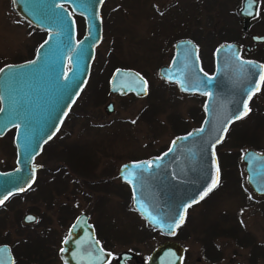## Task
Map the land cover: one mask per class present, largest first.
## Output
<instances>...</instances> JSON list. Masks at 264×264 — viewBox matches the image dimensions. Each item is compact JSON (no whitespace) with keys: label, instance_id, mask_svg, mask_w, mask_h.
I'll list each match as a JSON object with an SVG mask.
<instances>
[{"label":"rangeland","instance_id":"374dc122","mask_svg":"<svg viewBox=\"0 0 264 264\" xmlns=\"http://www.w3.org/2000/svg\"><path fill=\"white\" fill-rule=\"evenodd\" d=\"M241 2L242 0H106L100 12L102 39L93 58L94 61L99 57L97 63H100V69L97 66L90 82L88 77L63 126L35 158V164L43 163L50 171H54L63 166V163L59 159L49 160L51 149L60 151L66 145L79 141L84 130L88 131L84 132V139L94 138L93 134H97L100 137L97 139L99 148L92 149L95 152L89 153L91 162H96L92 167L91 191L94 195L91 205L95 207L98 204L100 193L106 200L103 208L106 205L108 210H115L121 209L122 205L129 219L124 222V236H132L129 240L134 241L132 246L139 251L149 250L161 240V236L156 235L155 239H147L138 244L134 237L136 232L129 222L131 219L133 224L142 222L128 211L133 209L128 194L129 187L122 185L124 192L120 205L114 196L117 187L113 185L111 191L110 184L107 183V190L110 191L104 194L105 188L102 187L105 183L101 179L106 173L108 178L116 175L124 162L157 155L174 138L184 134L185 119L182 114L192 101L176 85L162 79L158 73L159 68L170 63L176 39L190 38L197 45L204 67L209 70L212 67L214 49L219 44L230 41L232 37L244 40V20L238 13ZM221 27L225 30L218 39L216 33ZM36 29L15 13L11 0H0V67L33 56L39 39ZM84 29L85 24L80 36L77 30L78 38L84 34ZM111 57L116 64H103ZM105 58L107 59L104 60ZM117 67L132 68L143 74L148 83V93L140 96L142 98L131 95L121 97L112 95L107 87L100 101L94 102L93 93L99 86V77L104 81ZM108 101L113 102L114 109L105 115L104 106ZM254 115L253 112L233 124L229 134L216 146L219 172L221 168L218 184L203 198L204 201L190 209L185 226L187 238L183 243L187 249L188 264H236L238 261L241 264H264V208H261L264 207V202L258 200L262 198L261 201H264V196L257 197L250 189L242 161V155L247 149L264 153V127L261 128L257 120L252 121ZM113 121L112 125H107ZM87 124L95 127L90 128ZM13 135L12 129L0 137V166L3 168L14 164ZM242 136H245L243 140L236 141ZM90 141L95 143V139ZM79 144H74L72 156L84 163V153L79 154L75 150V147H81ZM86 154L87 168H90V158ZM224 161L228 166L225 167ZM228 170L231 172L230 177L227 176ZM47 171L49 170L41 171L40 175H46ZM79 178L85 177L83 175ZM117 182L120 181L113 180V183ZM61 198L63 201L69 197L64 195ZM83 204L81 201L78 207L81 208ZM50 215L54 217L55 212H50ZM229 219L230 222H227ZM220 220L225 222V226L231 224L234 238L214 236L218 234L216 230L223 226ZM244 232L249 234L251 245L240 247L237 242L245 238L242 235ZM176 237L180 239L179 236ZM199 239L211 249L214 245L218 246L221 253L218 261L206 262L200 257ZM253 244L258 245L256 249Z\"/></svg>","mask_w":264,"mask_h":264},{"label":"water","instance_id":"95a60500","mask_svg":"<svg viewBox=\"0 0 264 264\" xmlns=\"http://www.w3.org/2000/svg\"><path fill=\"white\" fill-rule=\"evenodd\" d=\"M105 1L11 0L15 13L46 35L31 59L0 67V137L14 129L16 148L15 167L0 171L3 203L33 184L38 167L35 158L59 130L84 88L95 49L102 39L100 12ZM255 6L256 0H242L239 14L251 18ZM75 15L81 16L85 24L80 38ZM238 51L235 43L218 46L214 53L215 70L208 75L201 69L194 42L185 38L174 44L170 64L159 68V76L176 82L181 91L208 93L200 128L177 136L160 156L126 162L119 170L130 186L133 207L163 233H174L187 208L217 185L215 147L223 140L229 124L247 113L249 97L260 86L261 64L242 60ZM109 89L119 94L133 92L139 97L148 91L143 76L128 68L113 70ZM111 107L112 103H108L107 111L111 112ZM242 161L248 184L256 194L264 195V153L247 149ZM28 217L34 218L29 214L26 221L34 220ZM87 233L94 238L92 227L80 215L63 243L62 256L67 264L70 245L85 240ZM181 253L178 243L164 242L151 254L150 264H180Z\"/></svg>","mask_w":264,"mask_h":264},{"label":"flooded vegetation","instance_id":"af4514ba","mask_svg":"<svg viewBox=\"0 0 264 264\" xmlns=\"http://www.w3.org/2000/svg\"><path fill=\"white\" fill-rule=\"evenodd\" d=\"M255 7L256 9L253 17L242 18L244 20V25L242 26V31L245 33L244 40H236L233 39L234 37H232L230 41L218 45L220 46L226 43L237 44L239 48L238 54L242 60L259 63L261 64L263 69V77L260 86L257 90L253 91L251 96L249 97L247 103V109H248L247 113L229 124L225 136L229 134V132L232 129L231 126L233 124L240 122L242 119L249 116L253 112L255 113V115L252 121L257 120L260 122L261 128L264 127V4H263V0H256ZM224 30L225 29L223 27L219 28V31L216 33V35H218L217 36L218 39L219 36L223 34ZM181 39H185V38L176 39L174 44ZM195 46L197 48L196 44ZM173 49H174V45H173ZM215 49L212 56L213 57L212 67L209 70H207L204 67V63L202 60L203 58L201 55H199V51L197 49V54L199 57L201 69L208 75H212L215 70V58H214ZM31 58L25 60H29ZM117 68H127V67H117ZM128 69H132V68H128ZM141 75L146 80L144 75L143 74ZM110 76L108 77V90L110 93H112V95H117L121 97L131 95L137 98H142L135 95L133 92H129L126 94L111 92L109 89ZM164 80L170 84L176 85L178 88L176 82H169L166 79ZM147 90H148V83H147ZM180 92L187 99H190L192 101V103L189 104V106L185 109L184 114H182V117L185 119L184 134H187L190 131L201 127L206 115L205 103L208 97V93H200L196 91L185 92L181 90ZM108 103H112V107H111L112 111L114 109L113 102L108 101L104 106L105 115L112 112V111L109 112L106 109ZM70 113H71L70 111L67 113L64 120L62 121L60 128L63 126L66 118L69 116ZM189 121L191 122V124ZM113 123L114 121L110 124L107 123V125H112ZM88 125L89 124H87V126ZM89 126L90 128L95 127L93 125H89ZM115 126H117V124ZM58 131L55 133V135L58 133ZM84 132H88V131L87 130L83 131V133L81 134L82 139H79V141L76 140L75 142L66 145L64 148H61L60 151L58 150L51 151L53 149L50 150L51 159L49 158V160L53 161L54 159H59L63 163V166H59L54 171H50V168L44 166L43 163L42 165L36 163L38 167L36 169V176L33 184L29 188H27L24 192L11 195L4 201L3 204H0V264H67L62 256V251L64 249L63 243L69 234V230L71 226L73 225L77 217L80 215L85 216L86 222L92 227L94 238H91V236H89V234L91 233H87V236H85V240L83 241L76 240L72 242L68 251V260L70 264H150V256L153 253V251L156 250L158 246H160L161 244L167 241L176 242L182 247V253L180 255V264H188L187 249L183 243L184 239L187 238V232L185 231L186 228L185 226H187L186 224L187 218L190 209L194 205H197L198 203L204 201L205 199L203 200V198H205L208 194L205 197H203L201 200L191 204L187 208L182 223L176 227L174 233L172 234L163 233L159 229L148 224L147 221L139 214V212L136 209L133 208L132 210H128L132 212L134 215H136L138 217V220L142 222V224H133L132 219L131 222H129L132 230L136 232V236L134 237L137 238L136 242L138 244L143 243L147 239L148 240L155 239L156 235L161 236V240L158 243H155L149 250L144 252H142L141 250L139 251V249L132 246V243L134 241L129 240L131 239L132 236L125 237L123 230L124 222L129 219H127L128 215L126 214V212H124L123 207L121 205L122 202L121 199L123 197V192H124L122 189V185L126 184V186H128L129 189L130 186L127 182H125L121 178L119 174V170L120 167L126 162L122 163L119 166L116 175L108 178L106 173L104 175L105 177L101 179L102 183H105V185L102 187V189L105 188L103 189L105 190L104 194H108L111 189L113 190V185L117 187L114 196L117 197V202L121 205V209L108 210L106 205L103 208L104 204H106V200L105 197L101 195V193L99 195V199H97L98 204L95 205V207H92L91 202L93 201L92 199L94 195V194L92 195V191H91L92 190L91 188H93L92 167L96 164V162H91V155L89 153L94 151L92 149L96 150L99 148L97 144L99 140L97 141V139H100V137H98L97 134H93L94 138L84 139L83 138ZM54 136L50 140H52ZM91 139H95V143H92L90 141ZM50 140H48L43 145L42 150ZM77 142L80 143L79 145L81 147H75V150L78 151L77 153L79 154L84 153L85 155L84 163L81 162L80 160H75V157L72 156L73 152H71V150L73 149V147L76 145ZM169 146L163 148L157 155L150 156L148 158L127 161V162L148 160L152 157H157L161 155L164 151H166L169 148ZM13 148L15 152L14 158L16 159V148L14 144H13ZM86 153H88L90 158L88 161L90 163V168H87L86 159L88 158V156ZM15 159L12 167L3 168L0 166V171H8L13 169L15 167ZM80 165H83V167H81ZM45 170H49L47 171V174H51V175L46 174L41 176L40 175L42 174L41 171L45 172ZM83 175L85 178H79V176H83ZM114 179H118L120 182L113 183ZM220 180L222 179L220 178ZM246 180H247V175H246ZM107 183L110 184V190H107L109 186L106 185ZM81 184H83L84 186H82ZM118 184H120V186ZM249 187L257 197L264 196V195L256 194L250 185ZM128 194L130 195L131 204H132L131 189L129 190ZM64 195L68 196L69 198L62 201L61 197ZM249 195L251 194L249 193ZM28 197L30 198L28 199ZM261 199L258 200L259 202L263 203L264 201H261ZM81 201L84 204L81 208H79L78 206ZM255 201L257 200H254V202ZM28 202H30L29 205ZM77 207L79 208V210L76 212ZM261 208L263 209L264 207ZM50 212H55V216L51 217ZM29 214L34 216V220L30 222L25 220V217ZM220 221L222 223L221 225L223 226L219 225L221 226V228L216 230L218 231V234H215L214 236L234 238V233L231 224L229 226H225V222H222L223 220ZM227 222H230V219ZM217 225L218 223H216V226ZM242 235H245V238L237 242L238 246L240 247L250 246L251 241L249 234H245L244 232L242 233ZM176 236H179L180 239H176L177 238ZM200 243H201L199 247L200 257L206 262L218 261V258L221 257L220 255L221 253L218 249V246L217 245L212 246L213 249V254H212L211 247L203 244L202 241H200ZM253 245H255V249L258 246L256 244ZM171 253L173 254L174 252ZM168 254L170 255V252ZM161 256H164V254ZM236 264H241V263L238 261L236 262Z\"/></svg>","mask_w":264,"mask_h":264},{"label":"trees","instance_id":"16d2710c","mask_svg":"<svg viewBox=\"0 0 264 264\" xmlns=\"http://www.w3.org/2000/svg\"><path fill=\"white\" fill-rule=\"evenodd\" d=\"M75 20H76V22H77V24H78V26H77V30H78V36H80L81 35V33H82V31H83V27H84V20H83V18L81 17V16H76L75 15ZM174 22V21H173ZM173 22H172V24H173ZM35 28V27H34ZM36 29V28H35ZM36 31L39 33L38 35H39V39H38V41H37V43L36 44H39L43 39H44V37H45V32L44 31H42V30H40V29H36ZM96 55H98V50L96 51ZM99 57L97 56L96 57V59L92 62V64H91V69H90V76H89V81L88 82H90L91 80H92V77L94 76V74H95V71H96V68H97V66H98V68L100 69V63L98 62L97 63V59H98ZM107 58H105L104 60H106ZM114 58L113 57H111V58H109V60L107 59L105 62H103V64H107V65H109V66H112L113 64H116V63H114ZM99 64V65H98ZM116 66V65H115ZM101 76V75H100ZM91 78V79H90ZM99 81H100V83H99V86L97 87V88H95L96 89V91L93 93V96H94V102H97V101H100V99H101V97H102V95H103V92L105 93L106 92V89H107V87H108V85H107V83H108V78H106L104 81H105V83H104V81L103 80H101V78L99 77V79H98ZM104 83H102V82ZM245 136H242V137H240L239 139H236V141L237 140H243V138H244ZM217 155H218V153H217ZM225 162V161H224ZM225 167L226 166H228L227 165V162H225ZM221 167V166H220ZM220 172H221V168H220ZM231 174V172L228 170V175L227 176H231L230 175Z\"/></svg>","mask_w":264,"mask_h":264},{"label":"snow or ice","instance_id":"6c2138e0","mask_svg":"<svg viewBox=\"0 0 264 264\" xmlns=\"http://www.w3.org/2000/svg\"><path fill=\"white\" fill-rule=\"evenodd\" d=\"M45 43H47V41H46ZM245 107H246V106H245ZM243 114H246V112L243 113ZM238 118H239V117H238ZM189 135H191V133H190ZM125 167H127V166H125ZM212 186L214 187L215 185H212ZM209 191H211V188H209ZM205 194H206V193H205ZM0 203H3V201L0 200ZM27 219L32 220V219H34V218H33V217H28Z\"/></svg>","mask_w":264,"mask_h":264}]
</instances>
